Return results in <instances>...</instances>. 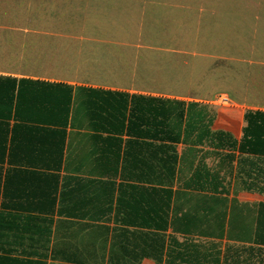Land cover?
<instances>
[{
  "label": "crops",
  "instance_id": "crops-1",
  "mask_svg": "<svg viewBox=\"0 0 264 264\" xmlns=\"http://www.w3.org/2000/svg\"><path fill=\"white\" fill-rule=\"evenodd\" d=\"M199 2L161 7L264 24V0ZM31 24L0 21V264H264V59L210 56L179 90L184 63L152 74L138 44ZM133 95L183 102L179 128L127 133Z\"/></svg>",
  "mask_w": 264,
  "mask_h": 264
},
{
  "label": "rangeland",
  "instance_id": "rangeland-1",
  "mask_svg": "<svg viewBox=\"0 0 264 264\" xmlns=\"http://www.w3.org/2000/svg\"><path fill=\"white\" fill-rule=\"evenodd\" d=\"M175 1L179 0H15L13 12L0 13V21L14 22L17 26L29 22L31 25L39 24L40 31L46 33L77 34L83 31L87 35L138 44L143 61L148 62L144 67L152 74L157 68H148L152 67L151 62L155 65L157 59L158 68L164 59L166 64L175 61L188 66L189 74L179 84H174L179 90L189 89L183 88L187 84L197 92L202 87L199 84L202 82L204 85V72L207 64L211 63L210 56L246 57L252 53L256 59H264L263 22L255 30L248 28L251 22L246 18L247 14L183 12L176 10L177 7H161ZM189 1L192 6L200 5L199 0ZM70 13L75 19L79 16L82 29L71 28ZM164 49L167 55L160 54ZM180 54L185 57L178 58ZM64 59L66 62L69 57ZM147 73V80H143L151 84L154 79ZM217 84L221 88H230L226 81H218ZM222 99L230 98L227 94H217L214 98L217 101Z\"/></svg>",
  "mask_w": 264,
  "mask_h": 264
},
{
  "label": "trees",
  "instance_id": "trees-1",
  "mask_svg": "<svg viewBox=\"0 0 264 264\" xmlns=\"http://www.w3.org/2000/svg\"><path fill=\"white\" fill-rule=\"evenodd\" d=\"M69 20L79 21V16L75 19V16L70 13ZM64 35H69V34H64ZM104 46L105 45L100 47L103 48L104 50ZM133 51H135L134 48ZM165 51L167 50L164 49L160 54L167 55V52ZM168 64H170V61L167 63V65ZM158 69L159 71H161L162 68L159 67ZM130 99H131V109L129 110L128 118H127V133L138 134V133L152 132L158 134H169L175 132V129L179 128V120H181L183 117V106H184L183 102L167 100L162 98H151L141 95L130 96ZM156 103L157 106L155 105ZM191 106H192L191 104L188 105L187 112L190 110ZM109 107L111 109V113H110L111 130L114 132L123 131L124 119H125L124 116L125 107L122 104V101H118L115 104L109 103ZM173 117H175L178 120V123L175 126L171 124V119ZM186 128L188 129L187 132H190L193 128V126H189V121L186 124ZM192 131H197V129ZM211 136L216 138L217 140L216 145L218 146L221 141H224V139L221 140V136L225 137L226 135L223 133H212Z\"/></svg>",
  "mask_w": 264,
  "mask_h": 264
},
{
  "label": "built area",
  "instance_id": "built-area-1",
  "mask_svg": "<svg viewBox=\"0 0 264 264\" xmlns=\"http://www.w3.org/2000/svg\"><path fill=\"white\" fill-rule=\"evenodd\" d=\"M224 101V99H222Z\"/></svg>",
  "mask_w": 264,
  "mask_h": 264
}]
</instances>
